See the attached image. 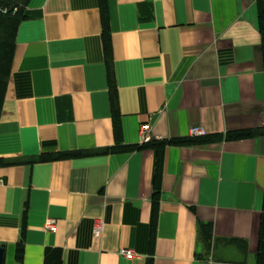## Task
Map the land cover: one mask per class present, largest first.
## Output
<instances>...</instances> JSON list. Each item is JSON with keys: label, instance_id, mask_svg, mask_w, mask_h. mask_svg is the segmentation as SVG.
<instances>
[{"label": "crops", "instance_id": "1", "mask_svg": "<svg viewBox=\"0 0 264 264\" xmlns=\"http://www.w3.org/2000/svg\"><path fill=\"white\" fill-rule=\"evenodd\" d=\"M26 12L0 106V160L13 162L0 164L2 264H55L54 249L59 264H259L264 0H29ZM195 126L196 142L160 159L102 151ZM242 129L259 134L226 139Z\"/></svg>", "mask_w": 264, "mask_h": 264}, {"label": "trees", "instance_id": "2", "mask_svg": "<svg viewBox=\"0 0 264 264\" xmlns=\"http://www.w3.org/2000/svg\"><path fill=\"white\" fill-rule=\"evenodd\" d=\"M29 0H0V106L2 101L3 90L6 85L7 77L10 70V64L13 55L14 49V39L16 36L17 27L20 21L26 17L28 14L26 12V6ZM102 22H103V32H102V43H103V51L105 62L108 66V73L111 77V63H112V48H111V41H110V34L107 27V16L105 13L102 12ZM117 119V118H116ZM117 126L118 123L115 120V127H116V137L119 140L117 134ZM264 134V129L262 130ZM254 134H259V130L253 131L252 129H242V130H235L229 131L226 133V139H237V138H246L250 137ZM196 142V136L191 137H182V138H170V139H153L148 141H143L139 144H120L116 143L111 147L104 148L102 151H118V150H132L138 148H145V147H153L158 150V158L160 159L162 151L161 149L164 148L166 144H175V145H182V144H189ZM101 150H89L86 151L87 154L89 153H97ZM67 155H72L70 153H55L47 155V157L51 158H59L65 157ZM46 158V156H45ZM15 162V161H14ZM10 164L13 162H5L0 160V164ZM158 172H159V162H158ZM158 174L156 175L155 181V192L156 195L159 193V182H157ZM261 234L264 232V211L262 214V227H261ZM21 250L18 247V257H20ZM52 254L56 257V263L59 264L60 262V250L54 249ZM258 262L259 264H263L264 262V241L262 240L260 243L259 251H258Z\"/></svg>", "mask_w": 264, "mask_h": 264}, {"label": "built area", "instance_id": "3", "mask_svg": "<svg viewBox=\"0 0 264 264\" xmlns=\"http://www.w3.org/2000/svg\"><path fill=\"white\" fill-rule=\"evenodd\" d=\"M201 133H202V128L199 127V126H195V127H192V128L190 129V134H191V136H196V135H199V134H201ZM146 137H147V136H145L144 139H145ZM53 226H54V222H53V220L48 219V220H47V223H46V227H47L48 229H52ZM102 228H103L102 221H98V222H96V224H95L94 227H93V234H94V236H96V237L100 236L101 233H102ZM118 253H119L120 255L125 256L126 258H131V257H134V256L136 255V254L134 253V251L131 250V249H120V250H118Z\"/></svg>", "mask_w": 264, "mask_h": 264}, {"label": "water", "instance_id": "4", "mask_svg": "<svg viewBox=\"0 0 264 264\" xmlns=\"http://www.w3.org/2000/svg\"><path fill=\"white\" fill-rule=\"evenodd\" d=\"M3 262V248H0V264Z\"/></svg>", "mask_w": 264, "mask_h": 264}]
</instances>
